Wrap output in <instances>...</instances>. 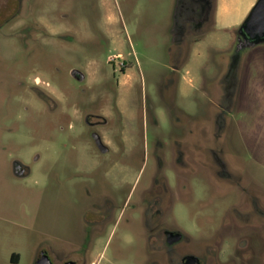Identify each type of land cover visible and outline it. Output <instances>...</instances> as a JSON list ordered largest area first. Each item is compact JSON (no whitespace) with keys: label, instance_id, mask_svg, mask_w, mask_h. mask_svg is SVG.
Returning <instances> with one entry per match:
<instances>
[{"label":"rangeland","instance_id":"1","mask_svg":"<svg viewBox=\"0 0 264 264\" xmlns=\"http://www.w3.org/2000/svg\"><path fill=\"white\" fill-rule=\"evenodd\" d=\"M256 1L215 0L212 22L186 39L185 58L172 75L180 0H0V264H33L50 245L79 248L91 201L134 202L155 174L158 141L170 147L179 136L160 99L173 78L172 103L188 132H198L217 153L220 144L229 169L242 171L241 187L264 195V44L241 51L235 45ZM73 69L85 75L82 84L71 77ZM49 91L55 112L35 97ZM223 105L228 129L217 145L210 122ZM90 112L108 121L99 128L111 150L106 155L83 124ZM15 158L31 168L29 177H14ZM191 164L184 191L165 173L173 198L169 223L195 250L202 240L217 245L215 237L227 250L247 228L222 220L245 195L219 185L201 163ZM119 211L92 243L88 261L148 264L138 212L128 209L119 219ZM233 263L245 259L237 255Z\"/></svg>","mask_w":264,"mask_h":264},{"label":"flooded vegetation","instance_id":"2","mask_svg":"<svg viewBox=\"0 0 264 264\" xmlns=\"http://www.w3.org/2000/svg\"><path fill=\"white\" fill-rule=\"evenodd\" d=\"M180 2L176 18L178 24L177 27L174 26L172 33L173 47L176 50V55L170 58L172 75L177 73L185 58L184 45L186 39L197 31L203 32L207 25L212 22L215 10V0H180ZM245 42V37L239 34L237 29L236 51L243 50L244 48H238V45ZM173 79L165 82L160 93V99L170 123L174 125L176 130H179V134H177L179 136L171 139L170 147H166L158 141L154 153L155 174L146 188L137 194L132 203L127 197L122 204L117 206L115 201L108 196H102L99 200L89 202L82 215L83 241L79 248L68 249L50 245L46 250H38L33 264L41 257H47L51 264H94L93 261L89 262L87 259L89 249L93 245L92 243L103 235L106 225L114 220L117 209L120 210L119 219H123L128 209L138 212L148 252V264H234V257L237 255L245 259V264H264V195L263 192L258 195L254 187L249 184L241 187L242 171L239 170L238 173L231 171L229 164L226 163L220 153L222 148L219 139L223 138L228 129L225 106L223 105L222 108L214 111L211 116V134L218 136L217 145L219 144V147L217 146V148L219 152L217 153L214 148L209 149L198 132H188L186 117L176 113L172 103L176 78ZM75 81L82 84L85 81V75L82 82ZM35 83L38 84L39 80L35 79ZM19 85L22 91H26L25 83H19ZM51 94L52 91L47 94L39 92L35 97L49 105L50 110L55 112L56 103ZM83 124L88 129L90 139L97 151L101 155L110 153L109 148L108 152L101 153L93 139V135L97 134L106 146L102 140V132L99 130L108 124L104 116L95 112L85 113ZM77 135L74 134V136ZM189 136L193 139L191 140V147H189ZM203 143L204 145L201 146ZM189 148L195 152L196 157L193 155L190 159ZM211 150L212 153H209ZM200 156L202 159L199 158ZM192 161L201 163L214 180L220 183L219 185L233 187L245 195V201L235 203L229 208V219L225 217L222 220L224 224L228 220V223L232 222L237 227H242L241 229L247 228L245 235L231 237L232 241L228 243L229 249L227 250L222 251L220 249L223 241L219 240V237L214 238L217 245L204 243L202 240L199 242V249H193L188 235L177 226L170 224L169 218H167L168 211L172 209L173 198L169 178L165 173L171 172L180 192L184 191L186 188L184 173L192 170ZM11 172L14 177L25 179L31 175V168L21 158H15L11 161ZM84 174L87 177L86 171ZM176 235L180 237H174ZM221 256H224V261L220 260ZM18 260L19 258L15 255L11 257L13 263H18Z\"/></svg>","mask_w":264,"mask_h":264},{"label":"water","instance_id":"3","mask_svg":"<svg viewBox=\"0 0 264 264\" xmlns=\"http://www.w3.org/2000/svg\"><path fill=\"white\" fill-rule=\"evenodd\" d=\"M238 33L245 37L246 42L238 45V48H253L264 43V0H257L247 17L238 28ZM70 75L73 79L82 82L84 74L76 69L71 70ZM96 146L101 153L108 152L97 134L93 135ZM172 236V234H171ZM174 237H180L176 235ZM35 264H51L47 257H41Z\"/></svg>","mask_w":264,"mask_h":264}]
</instances>
